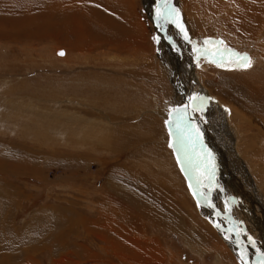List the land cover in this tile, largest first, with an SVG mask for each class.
Returning a JSON list of instances; mask_svg holds the SVG:
<instances>
[{"label": "rangeland", "instance_id": "rangeland-1", "mask_svg": "<svg viewBox=\"0 0 264 264\" xmlns=\"http://www.w3.org/2000/svg\"><path fill=\"white\" fill-rule=\"evenodd\" d=\"M65 1L0 0V264H261L264 1Z\"/></svg>", "mask_w": 264, "mask_h": 264}, {"label": "bare ground", "instance_id": "bare-ground-1", "mask_svg": "<svg viewBox=\"0 0 264 264\" xmlns=\"http://www.w3.org/2000/svg\"><path fill=\"white\" fill-rule=\"evenodd\" d=\"M30 1V0H29ZM217 1H222V0H208L207 2H206V0H195V2H196V5H195V7H196V11L195 12H197L198 10H199V8H200V6H203V8H204V12H206V13H208V9L206 8V6H211V7H213L214 6V4L217 2ZM262 1H264V0H241V2H237L236 0H235V4H236V9H234V11H233V13L231 14L230 13V15H228V21H227V30L228 31H235L236 32V34L237 35H239V36H244V35H247V32L248 33H251L255 28H257V27H254L255 26V24L256 23H260V18H259V6H262ZM40 2V1H39ZM74 2V1H73ZM77 2V1H76ZM79 2V1H78ZM68 3V2H67ZM66 1L65 0H62V1H60V0H53V2H52V6L53 7H58V9H60V8H63L64 9V7L66 6ZM233 3H234V1H233ZM68 5V4H67ZM77 5V4H76ZM80 5V4H79ZM128 5V4H127ZM187 5V1L186 0H183V6L185 7ZM14 6H18V8H16L15 10L17 11L18 9H20L22 12L21 13H23L24 15L23 16H27V9L26 8H24V7H26L25 6V3H20V4H16V3H14V2H11L9 5H5V6H3L2 8H5V7H9V10H13L14 9ZM226 6V5H225ZM46 7V6H45ZM128 7V6H127ZM70 8V7H69ZM76 8V7H75ZM117 8V7H116ZM66 9V8H65ZM53 10V9H52ZM116 10V9H115ZM54 11V10H53ZM210 11H211V9H210ZM7 12V11H6ZM261 13H262V9H261ZM50 14V13H49ZM183 15H184V20H187L186 19V13L184 12V9H183ZM78 18V17H77ZM17 21H19V23H20V26L21 27H24L25 25L22 23V21L24 22V21H28V17H25V18H23V19H16ZM165 20V19H164ZM9 21V20H8ZM212 21V20H211ZM80 22V21H79ZM159 22H161V24H163V22H162V20L159 18ZM25 23H28V24H30L29 22H25ZM73 23V22H72ZM75 23V22H74ZM129 24V23H128ZM131 25V24H130ZM134 25V24H133ZM219 25V24H218ZM221 25V24H220ZM257 26V25H256ZM219 28H220V26H218ZM221 28H223V27H221ZM163 29V28H162ZM174 30V29H173ZM237 30V31H236ZM241 30L243 31V30H245L244 32H243V34H241ZM201 31V30H200ZM160 33L162 34V36L160 37V42H162V43H164L165 45V47H166V36H165V33L166 32H164V29L163 30H161L160 31ZM232 33V32H231ZM258 33V32H257ZM198 34H199V32H198ZM252 35V34H251ZM140 37V36H139ZM245 38H247V37H245ZM249 38H251V37H249ZM241 40V39H240ZM239 40V41H240ZM243 41V40H242ZM241 42V41H240ZM161 43V44H162ZM169 44V43H168ZM260 45H262V44H260ZM259 46V45H258ZM169 48H171L172 49V47H170V46H168ZM171 51V50H170ZM262 51V50H261ZM61 52L63 53V55H64V52L63 51H57L56 52V55H59V56H61ZM168 53V52H167ZM173 54V53H172ZM261 57H264V56H261ZM179 58V57H178ZM176 59V58H175ZM172 62H173V60H172ZM175 63V62H174ZM180 64V65H179ZM176 65H177V68H176ZM181 66H183V64H181L180 63V60H179V63H178V60H176V64H175V73H177L178 75H180L179 76V78L182 80V82H184L183 81V77L185 78V76H186V78H187V85L193 80V70H194V64H192L191 66H193L192 67V69H191V67H190V69H186L185 70V72H183L182 73V71H181ZM184 80H186V79H184ZM261 81H264V79L262 78V80ZM196 82V81H195ZM161 84H163L164 86L166 85L164 82H162ZM192 86V85H191ZM199 86V88H198V90H199V92H198V96H203V95H205V94H207V92H206V89H204V88H202L200 85H198ZM169 87V86H168ZM184 86H183V84H181V86H180V88H183ZM196 87H197V85H196ZM166 89V88H165ZM167 90V89H166ZM185 90V89H184ZM194 91V90H193ZM191 93V92H190ZM194 94V93H193ZM206 96V95H205ZM210 99H213V98H210L209 97V99H208V97L207 98H205L204 99V102H206V100H210ZM211 101V100H210ZM213 101L215 102V103H213ZM213 101H211V103L216 107V109L217 110H219L222 114H221V116H220V124L222 125V126H224L225 128L224 129H226V125L228 126V128L230 129V131L233 133L232 134V136L234 135V138L237 140L236 142H237V147L239 146L238 145V142H239V140H240V138L242 137V135L241 134H239V132H238V130H237V128L234 126V124L232 123V122H230L231 121V117H229L228 115H232V114H228V109L226 108V107H222L221 105H220V103H218L217 102V100L215 101V100H213ZM209 105V104H208ZM209 108H210V106H208ZM249 109V108H248ZM208 113V112H207ZM263 113V112H262ZM217 114V113H216ZM229 117V118H228ZM236 121V120H235ZM236 124V123H235ZM237 126V125H236ZM227 131V130H226ZM230 131H229V134H230ZM230 136V135H229ZM241 139H244L245 141H246V138L243 136ZM242 141V140H241ZM248 141V140H247ZM246 143V142H245ZM244 143V144H245ZM249 144V143H248ZM244 145H241L240 147H243ZM245 147L246 148H248V147H250L249 145H245ZM239 148V147H238ZM239 150V149H238ZM235 152H238V151H236V150H234ZM243 151V150H242ZM233 157H235V156H233ZM259 190V189H258ZM105 211V210H104ZM261 212V211H260ZM105 215V214H104Z\"/></svg>", "mask_w": 264, "mask_h": 264}, {"label": "water", "instance_id": "water-1", "mask_svg": "<svg viewBox=\"0 0 264 264\" xmlns=\"http://www.w3.org/2000/svg\"><path fill=\"white\" fill-rule=\"evenodd\" d=\"M61 53H62V52H61ZM184 151H185L184 146L182 145L181 140H180V145H178V150H177V152L179 153V155H180V157H181V159H182L183 168L186 170L187 168L190 167V164H189V162L186 160V161H187V164L184 165V163H185V159H183V157L186 158V155H184ZM186 180H187V182L190 180V176H189V174L187 173V171H186ZM190 190L192 191V193H194V195H195V197L197 198V201H198V193H196V189L193 188V187H191ZM202 201H204V199H202ZM198 202H199V201H198ZM204 202H205V201H204ZM221 231H222V230H221ZM224 232H226V231H224Z\"/></svg>", "mask_w": 264, "mask_h": 264}, {"label": "snow or ice", "instance_id": "snow-or-ice-1", "mask_svg": "<svg viewBox=\"0 0 264 264\" xmlns=\"http://www.w3.org/2000/svg\"><path fill=\"white\" fill-rule=\"evenodd\" d=\"M177 26L180 27V25H177ZM181 31H183L182 27H181ZM205 43H207V41ZM61 55H63V53H61ZM232 55H235V54H232ZM238 59L240 61H243V62H247L248 61V58L245 57V56H240V57H238ZM197 99H199L201 101V104H203V102H204V98L203 97H200V98H197ZM197 107H200V105H197ZM183 119H184L183 114L178 115V117H177V122H178L177 126H179V123L182 122ZM169 123H171V121H169ZM261 264H264V260L261 261Z\"/></svg>", "mask_w": 264, "mask_h": 264}, {"label": "crops", "instance_id": "crops-1", "mask_svg": "<svg viewBox=\"0 0 264 264\" xmlns=\"http://www.w3.org/2000/svg\"><path fill=\"white\" fill-rule=\"evenodd\" d=\"M133 213L136 214L137 212L133 211ZM137 214H139V213H137Z\"/></svg>", "mask_w": 264, "mask_h": 264}]
</instances>
